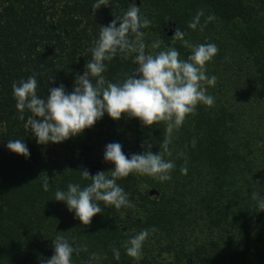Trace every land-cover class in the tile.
I'll list each match as a JSON object with an SVG mask.
<instances>
[{"label":"trees","instance_id":"trees-1","mask_svg":"<svg viewBox=\"0 0 264 264\" xmlns=\"http://www.w3.org/2000/svg\"><path fill=\"white\" fill-rule=\"evenodd\" d=\"M94 3L0 0V264H43L59 233L74 248L87 246L73 254L72 264H89L93 253L98 259L91 264H151L163 255L167 264H264V209L252 200L254 192L264 196V0H111L93 11ZM132 3L151 21L142 30L147 52L175 47L186 58L191 50L171 39L177 28L194 44H216L213 62L241 65L250 80L247 99L253 100L247 109L259 111L252 110L250 128L243 111L218 99L210 108L199 106L171 134L172 156L165 159L175 162L172 179L161 183L133 174L118 181L134 207L104 208L84 227L64 202L55 201V192L69 183L90 184L79 174L83 169L91 176L114 170L103 158L109 143H120L129 157L146 151L141 145L147 143L158 154L168 137L165 125L144 127L137 119L113 121L105 114L75 138L38 145L24 127L28 114L18 119L12 84L36 73L42 98L60 85L70 93L91 59L99 27L119 21ZM201 9L200 24L209 15L215 19L203 31L188 28ZM156 40L161 47L152 49ZM135 68L134 54L117 55L103 75L119 83ZM15 139L24 140L27 159L7 149ZM185 163L186 175L180 170ZM152 228L141 259L128 257L125 242Z\"/></svg>","mask_w":264,"mask_h":264},{"label":"clouds","instance_id":"clouds-1","mask_svg":"<svg viewBox=\"0 0 264 264\" xmlns=\"http://www.w3.org/2000/svg\"><path fill=\"white\" fill-rule=\"evenodd\" d=\"M110 4L111 0H96L93 11ZM203 14V10H199L188 28L196 30L199 26L203 31L207 23L215 19L214 15H209L205 23L200 24ZM150 24L151 21L141 14L140 7L132 3L119 21L113 19L106 27L100 26L99 36L89 49L91 59L85 65L83 75L76 77L70 93L60 85L50 89L46 99L42 98L37 92L36 73L12 84L18 119L25 121V114H28L24 127L38 145L61 144L75 138L94 127L105 114L113 121L122 117L137 119L144 127L165 125L168 137L158 154H153L152 144L147 143L141 145L146 146V151L129 157L120 143H109L105 146L103 158L114 165V170L91 176L87 169H83L79 174L90 184L82 187L78 183H69L66 191L55 192V201L64 202L84 227H89L93 217L101 214L104 208L122 210L134 207L118 181L133 174L161 183L170 181L176 165L173 160L165 159V155L172 156L169 148L172 132L179 130L190 115L195 116L199 106L210 108L215 104L214 96L208 94V86L214 87L217 78L207 74V66L218 54V46L214 43L194 44L177 28L171 39L182 42L191 53L181 58L175 47H167L153 54L146 51L148 45L142 31ZM161 44V40H156L151 48L159 49ZM133 54L136 68L132 74L126 75L119 83L105 79L106 62L117 55L130 57ZM48 82H52V78ZM7 149L26 159L30 156L21 139L9 140ZM180 170L187 174L186 163ZM43 190H49L48 178L43 183ZM252 200L257 202L258 208L264 209V196L254 192ZM155 231V228L143 229L130 237L124 244L127 256L141 259L144 243ZM52 242L54 254L43 264H72L74 253L87 251L86 245L74 248L61 233ZM112 251L114 258L119 260L120 250L114 247ZM97 259V254L93 253L89 264Z\"/></svg>","mask_w":264,"mask_h":264},{"label":"rangeland","instance_id":"rangeland-1","mask_svg":"<svg viewBox=\"0 0 264 264\" xmlns=\"http://www.w3.org/2000/svg\"><path fill=\"white\" fill-rule=\"evenodd\" d=\"M234 60V59H233ZM232 59L228 61L220 60L218 63L211 62L207 66V74L214 75L216 79L215 86H208V94L214 96L215 100L225 103L226 106L237 108L244 112L246 116V125L254 124V113L258 112L257 108L247 109L252 105L253 100L248 101L249 97V76L248 73L239 65H235ZM215 70V74L210 73ZM254 113H253V111ZM153 256V255H152ZM155 257L151 264H167L169 256Z\"/></svg>","mask_w":264,"mask_h":264},{"label":"water","instance_id":"water-1","mask_svg":"<svg viewBox=\"0 0 264 264\" xmlns=\"http://www.w3.org/2000/svg\"><path fill=\"white\" fill-rule=\"evenodd\" d=\"M170 34V33H169Z\"/></svg>","mask_w":264,"mask_h":264}]
</instances>
